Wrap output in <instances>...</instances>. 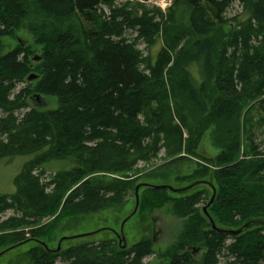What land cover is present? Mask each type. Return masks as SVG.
Listing matches in <instances>:
<instances>
[{
  "label": "trees",
  "instance_id": "1",
  "mask_svg": "<svg viewBox=\"0 0 264 264\" xmlns=\"http://www.w3.org/2000/svg\"><path fill=\"white\" fill-rule=\"evenodd\" d=\"M240 1L249 12L244 32L249 36L243 42L240 36L234 38L237 50L229 57L218 33L226 23L230 0H176V8L183 3L189 9L184 31L171 9L165 18L158 8L150 11L139 5L141 14L138 8L134 12L114 8L115 0L34 1L37 17L44 20L41 25L30 26L44 48L36 68L39 81L34 85L30 80L32 54L24 45L0 56V165L16 158L28 159L15 180L17 195L0 197V247L45 242L42 229L31 230V238L21 229L37 225L39 216H51L60 208L63 215H77L123 203L138 185L122 179L135 172L139 162L156 160L163 150L173 159L184 149L195 156L202 136L212 127L225 141V152L217 158L216 172L210 176L217 197L209 213L216 226L239 230L252 220L264 219V152L254 145V166L239 160L242 102L246 96L256 100L264 93V46L255 47L248 40L254 24L264 32V0ZM30 14V0H0V40L13 36ZM74 17L98 29L77 34L47 24ZM137 28L148 42L160 35L166 39V48L147 68L149 72L140 69L136 52L123 40L127 29ZM187 40L188 45L180 48ZM190 66L198 69L199 80L189 71ZM165 74L171 79L165 80ZM213 80L217 97L210 93L214 91L210 89ZM167 82L172 90H168ZM33 95L57 98L59 109L24 113ZM176 97L201 116L195 128ZM263 104L264 100L258 106ZM184 129L190 134L187 142ZM67 160L75 167L59 173L51 184L42 185L40 177L33 174L38 167ZM247 170H252L249 181L244 179ZM97 174L119 179L99 182ZM49 185L55 186L54 195L46 193ZM141 191L156 208L170 205L172 215L182 221L175 243L164 255L168 264H264V226L238 237L214 231L200 209L205 190L177 199L167 190ZM9 210L20 216L3 222L2 215ZM17 229L20 232L3 234ZM34 244L36 264H55L60 256L68 264H143L154 255L150 240L129 250L119 247L118 252L111 242L81 246L64 254H52ZM193 251L202 252V257L196 258Z\"/></svg>",
  "mask_w": 264,
  "mask_h": 264
},
{
  "label": "rangeland",
  "instance_id": "2",
  "mask_svg": "<svg viewBox=\"0 0 264 264\" xmlns=\"http://www.w3.org/2000/svg\"><path fill=\"white\" fill-rule=\"evenodd\" d=\"M34 1L30 0V17L25 21L22 28L14 33L13 36L2 38L0 40V56H4L9 52L17 49L21 46V42L24 43V48H27L31 56L32 62V74L37 78L39 73L36 72V68L41 63V58L44 53V48L38 43V37L30 30V26L34 23L41 25L44 20L38 18L34 7ZM230 6L227 8L225 13V25L222 30L218 33L220 43L226 46L227 56H231L236 52V46H234V38L240 36V41L243 42L248 34L246 27L249 22V12L246 9V5L240 0H230ZM176 0H115L114 8L123 9L129 8L133 12L143 6L148 10L152 11L158 8L162 11L167 18L169 10H174L177 16V22L181 30H185L188 26L189 9L188 7L180 3L179 6L175 7ZM142 11L139 12L141 14ZM173 12V13H174ZM104 13L106 16H110V10L104 7ZM159 22V19H157ZM53 24L52 29H63L64 31H72L73 33L81 34L84 29L95 28L98 26H87L83 24L78 18L74 17L67 21L55 23V21L47 24ZM52 26V25H51ZM254 33L248 38L250 44L255 47L264 46V32H260L258 27L254 24ZM125 43L133 47L136 52L140 69L146 71L147 68L155 64L158 56L166 48L165 36H158L154 42H148L145 38L140 37L139 28L127 29L123 35ZM188 45V40L181 44L182 48ZM190 47V45L188 46ZM221 48V45H220ZM221 60V59H220ZM189 71L195 78L199 80L198 69L195 66H190ZM147 72H149L147 70ZM167 73V71H166ZM168 74V73H167ZM165 74V80L169 77ZM30 76V77H31ZM171 79V77L169 78ZM39 81V78L32 80L34 85ZM172 83H174V80ZM259 83H257L258 85ZM23 86L17 88V92L20 91ZM214 80L210 84V89L214 88V91L210 93L217 97L215 93ZM168 90H172V85L167 82ZM257 87V86H256ZM16 92L11 96V100L14 99ZM177 94V93H176ZM252 96H246L243 105L242 112V153L240 161L245 160L248 165L253 166L257 164V158L252 155L251 151L254 145L259 147L260 152H264V104L258 106L260 101L264 100L263 97L254 100ZM177 102L181 109L188 111L189 123L192 128L197 126L201 116L197 112H191L190 107L184 105V103L178 100ZM59 100L55 97L45 96H31L28 100L29 109L23 111H29L35 109L38 112L48 113L50 111H56L59 109ZM171 107L174 114L175 111V99L171 100ZM0 114L3 116L2 111ZM18 114V113H17ZM191 114V115H190ZM191 116V118H190ZM185 141L189 140L190 134L187 129H184ZM225 141L223 137H220L217 129L212 127L202 136L198 147L196 149V155H190L186 149L181 156L175 157L178 161H173V158L167 156L166 150H163L158 157L153 161L139 162L135 167V172L129 174L127 178H120L124 181L130 182L134 180V186L143 183H152L154 185H167L176 189H182L188 187L196 182L205 181L212 183L210 176L216 172L217 169V158L225 152ZM185 148V147H184ZM247 155V156H246ZM28 161L26 158H16L11 163H4L0 165V197H14L17 195V187L15 180L22 173L24 164ZM250 165L249 167H252ZM75 167V164L71 160L67 161H56L46 166L38 167L34 170L33 174L40 177L42 185L46 186L57 177L59 173H65ZM206 170V174H205ZM252 170L245 172L246 181L248 180L249 173ZM204 172V173H202ZM199 173V174H198ZM205 174V175H204ZM201 175H204L201 177ZM97 181L104 183H111L114 179L119 177L109 174H97ZM250 183V182H249ZM214 185V184H213ZM215 187V186H214ZM216 188V187H215ZM55 186L49 185L46 189V193L54 195ZM205 190L206 195L203 196L205 201L200 206L202 210L209 204L211 200V190L208 188L196 189V192ZM203 192V191H202ZM171 194V193H170ZM172 199L179 198L178 195L171 194ZM136 203L135 192H130L123 203L118 205H110L109 207L87 214L69 215L62 214V208L51 216L42 215L39 216V223L30 227L21 229L27 234V238H31L28 234L31 230H43L44 240L47 242L50 250H57L58 244L63 238H71L69 241H65L62 246L60 253L64 254L72 249L81 246H98L104 243H111L112 247L118 252L119 247H123L124 244H119V240L116 238L114 232H120L123 221L133 212ZM170 205H166L161 208H156L153 202L146 198L145 191H140V207L137 214L126 224L125 226V238L127 249H131L134 245L144 241L150 240L154 245V255L146 258L143 264H168L167 259L164 257L166 251L171 248L175 243L176 238L181 231L182 221L178 220L172 215ZM22 215V214H21ZM20 216L15 211L9 210L2 215V221L5 222L9 218ZM33 221V219H31ZM14 232H20V230L7 231L4 235H8ZM45 232V233H44ZM91 235L90 237L73 239L78 236ZM12 245L11 243L2 244L0 247V253L6 250L7 247ZM37 245L34 243H28L19 248H16L3 257L0 258V264H36L34 257L37 255L34 249ZM8 249V248H7ZM193 254L196 258L202 257V252H195ZM55 264H68L63 256L56 259Z\"/></svg>",
  "mask_w": 264,
  "mask_h": 264
},
{
  "label": "water",
  "instance_id": "3",
  "mask_svg": "<svg viewBox=\"0 0 264 264\" xmlns=\"http://www.w3.org/2000/svg\"><path fill=\"white\" fill-rule=\"evenodd\" d=\"M21 44L24 45L23 42H21ZM34 79H36L34 76L30 77L31 81ZM199 188H208L211 190V193H212L211 200H210L209 204L203 209V213H204V216L208 219V221L211 224L212 229L214 231H216L220 234H227V235H232L234 237H238V236L242 235L243 233H245V232H247V231H249L255 227L264 226V219H256V220H252V221L248 222L239 230H224V229L218 228L216 226L214 219L212 218V216L209 213V209L213 206V204L216 200V197H217V190L212 183L200 181V182H196V183H194L188 187L182 188V189H176V188H173V187H170L167 185H154V184H149V183H143V184H139L135 189L136 203H135V208H134L133 212L123 221L121 228H120V232L119 233L114 232L116 238L119 240V244L120 245L124 244L122 249L123 250L127 249L126 238H125V226L137 214V212L139 210V207H140V191L141 190H143V189L167 190L173 195L183 196V195L189 194V193H191V192H193ZM90 236L91 235H83V236H78V237L73 238V239L85 238V237H90ZM69 240H71V238L61 239V241L58 244L57 250H50L47 243L39 241V240H35L34 243L39 244L49 253L56 254V253L60 252L62 244L65 241H69ZM28 243L29 242H24L22 244H19V245H16V246H13V247H10V248L4 250L3 252L0 253V258L3 257L8 252H10L16 248H19L23 245H26Z\"/></svg>",
  "mask_w": 264,
  "mask_h": 264
}]
</instances>
